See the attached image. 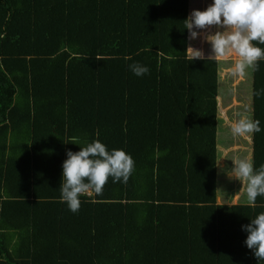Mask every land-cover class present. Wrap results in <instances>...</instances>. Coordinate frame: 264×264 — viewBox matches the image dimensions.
I'll use <instances>...</instances> for the list:
<instances>
[{
    "label": "trees",
    "instance_id": "16d2710c",
    "mask_svg": "<svg viewBox=\"0 0 264 264\" xmlns=\"http://www.w3.org/2000/svg\"><path fill=\"white\" fill-rule=\"evenodd\" d=\"M208 6L0 0V264H264L243 227L264 212V196L255 208L217 200L224 59L203 51L190 60L184 21ZM73 40L87 52L68 50ZM135 63L148 73L136 76ZM258 64L249 69L251 119L261 128L250 135L255 169L264 164ZM95 140L124 150L134 171L127 183L109 177L102 194L81 195L73 213L60 199L62 165L67 151Z\"/></svg>",
    "mask_w": 264,
    "mask_h": 264
},
{
    "label": "clouds",
    "instance_id": "9594fccd",
    "mask_svg": "<svg viewBox=\"0 0 264 264\" xmlns=\"http://www.w3.org/2000/svg\"><path fill=\"white\" fill-rule=\"evenodd\" d=\"M184 21L190 40L200 36L198 30H206L212 26L224 29L204 36L212 47V54L208 58L235 54L238 57L233 70L235 75L244 77L248 69L258 70V62L264 60V49L253 44V41L264 44V0H213L205 10H193ZM186 53L192 61L205 58L201 50L191 45L187 47ZM129 67L136 76L149 71L138 63ZM231 131L236 136H250L261 131L260 121L240 119L231 125ZM71 143L78 144L77 138L73 137ZM231 162L229 178L240 182V190L246 194L247 205L255 208L257 197L264 196V164L255 169L251 158H237ZM134 167L133 158L124 150L109 151L99 140L80 147L77 152L69 150L62 165L59 187L61 202L76 213L81 206V195L93 192L102 194L109 177L114 183H127ZM243 227L248 233L245 241L247 247L253 251L258 262L264 260V212Z\"/></svg>",
    "mask_w": 264,
    "mask_h": 264
},
{
    "label": "rangeland",
    "instance_id": "374dc122",
    "mask_svg": "<svg viewBox=\"0 0 264 264\" xmlns=\"http://www.w3.org/2000/svg\"><path fill=\"white\" fill-rule=\"evenodd\" d=\"M76 4L83 3L84 0H75ZM194 1V3H193ZM212 0H188V8L199 7L206 2L212 4ZM96 7V3L94 5ZM67 8V5H66ZM195 10V9H193ZM200 10V9H197ZM80 12L77 17L81 20ZM190 13V10H189ZM200 36L195 40H189L188 46H193L194 43H199L205 46V54L209 55L208 43L204 36L208 33L215 34L217 31H224V29L212 26L206 30H198ZM190 35V34H189ZM197 44V45H199ZM187 46V47H188ZM66 47L71 52L86 53L87 51L82 45H79L75 40L71 44H66ZM80 49L77 50L76 49ZM209 48V49H208ZM229 68L222 67L221 60L217 62V94H216V194L217 200L231 201L239 199L240 201L246 200V194L242 193L240 188L241 184L238 180L229 178L230 169L232 167V160L240 158H250V136H236L231 131V125L238 122L240 119H251L250 110V70H247V74L244 77L235 75L234 65L238 59L235 54H229L224 56ZM235 78V79H234ZM234 97V102L231 103V99Z\"/></svg>",
    "mask_w": 264,
    "mask_h": 264
},
{
    "label": "crops",
    "instance_id": "0c3cea01",
    "mask_svg": "<svg viewBox=\"0 0 264 264\" xmlns=\"http://www.w3.org/2000/svg\"><path fill=\"white\" fill-rule=\"evenodd\" d=\"M188 38H189V36H188ZM193 41V40H192ZM197 44H199V43H194L193 44V48H196V49H199V50H201L202 52L203 51H206V49H205V46H203L202 44H204L203 42L201 43V44H199V45H197ZM192 45V44H191ZM210 48V49H209ZM208 49H209V51L212 53V47L210 46ZM218 58H223L224 60H221L222 62H226V64H222V67H227V68H229V64L227 63V61H226V58L224 57V56H222V57H218ZM238 58V57H237ZM235 79V78H234ZM235 100H234V97H232V99H231V103H233ZM251 110V109H250Z\"/></svg>",
    "mask_w": 264,
    "mask_h": 264
},
{
    "label": "built area",
    "instance_id": "2783aa9c",
    "mask_svg": "<svg viewBox=\"0 0 264 264\" xmlns=\"http://www.w3.org/2000/svg\"><path fill=\"white\" fill-rule=\"evenodd\" d=\"M93 193H90V194H85V195H92Z\"/></svg>",
    "mask_w": 264,
    "mask_h": 264
}]
</instances>
